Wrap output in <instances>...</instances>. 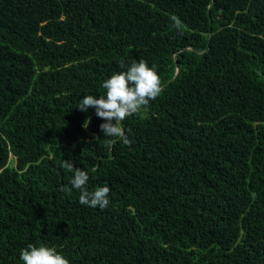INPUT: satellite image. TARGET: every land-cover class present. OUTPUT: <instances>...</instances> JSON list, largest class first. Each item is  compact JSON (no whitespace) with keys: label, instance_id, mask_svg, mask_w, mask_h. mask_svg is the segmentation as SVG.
Here are the masks:
<instances>
[{"label":"trees","instance_id":"1","mask_svg":"<svg viewBox=\"0 0 264 264\" xmlns=\"http://www.w3.org/2000/svg\"><path fill=\"white\" fill-rule=\"evenodd\" d=\"M132 60L162 92L108 148L76 107ZM64 160L107 208L79 203ZM28 244L69 264H264V0H0V264Z\"/></svg>","mask_w":264,"mask_h":264},{"label":"clouds","instance_id":"2","mask_svg":"<svg viewBox=\"0 0 264 264\" xmlns=\"http://www.w3.org/2000/svg\"><path fill=\"white\" fill-rule=\"evenodd\" d=\"M120 66L125 70L102 82L101 87L105 90L103 95H85L76 107L82 112L93 108L95 115L104 121L99 125L103 137L115 138L105 141L108 148H111L117 139L124 145H130L131 141L124 134L123 121L149 105L161 94L163 88L157 71L154 67H149L146 61L132 60L130 65L121 62ZM85 122L83 126L87 127L88 121ZM61 167L72 173L69 184L71 189L79 190L81 205L99 207L102 210L108 207L111 190L107 185L88 191L85 186L89 175L85 170L75 167L70 160L62 161ZM19 258L23 264H69L63 255L45 245L28 244L20 251Z\"/></svg>","mask_w":264,"mask_h":264},{"label":"rangeland","instance_id":"3","mask_svg":"<svg viewBox=\"0 0 264 264\" xmlns=\"http://www.w3.org/2000/svg\"><path fill=\"white\" fill-rule=\"evenodd\" d=\"M9 158H11V155H9Z\"/></svg>","mask_w":264,"mask_h":264}]
</instances>
